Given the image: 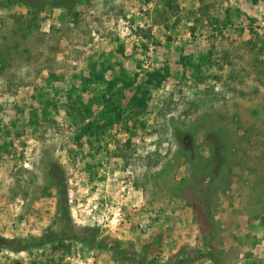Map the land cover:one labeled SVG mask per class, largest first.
Returning a JSON list of instances; mask_svg holds the SVG:
<instances>
[{"label": "rangeland", "instance_id": "obj_1", "mask_svg": "<svg viewBox=\"0 0 264 264\" xmlns=\"http://www.w3.org/2000/svg\"><path fill=\"white\" fill-rule=\"evenodd\" d=\"M43 233L0 264H264V0H0V236Z\"/></svg>", "mask_w": 264, "mask_h": 264}, {"label": "trees", "instance_id": "obj_2", "mask_svg": "<svg viewBox=\"0 0 264 264\" xmlns=\"http://www.w3.org/2000/svg\"><path fill=\"white\" fill-rule=\"evenodd\" d=\"M77 1L78 0H7V2H10V3H21V4H23L29 10V12H31L33 15H37L46 6L58 7V8L64 9V10H70L76 4ZM165 74L166 73L160 72V71L148 73L147 74V81L152 82V84L154 86H156L165 78ZM99 77L102 78V75H100ZM95 80H97V79L95 78ZM111 81H108V87L109 88H112ZM146 86L148 87V85H146ZM147 87H142V89H141L142 94L137 95V96H140L138 98H144L145 94L147 93L146 92ZM107 101L109 103H111L112 99L109 97V98H107ZM113 104L114 103H112V106H113ZM137 104L139 105L138 99H137ZM111 108L112 107H110L108 104H105L103 106V108L100 110L98 116L101 119H108V116L110 115L109 113L112 110ZM55 186L57 188V198H58L57 199V209H59L58 217H57L58 220H56V223L58 225L57 231H58L59 237L61 239H64V238H67L68 236H70V235L65 234V232L69 226H68V223L66 221H64L65 219L61 214V213H63V215H64L65 212L63 210L64 209L63 204H60V188H59L60 184H59V186H58V184ZM58 192H59V194H58ZM45 235L46 234L43 233L42 237H40L39 240H33V241H29V242L22 241V240L19 241V240L7 239V238L0 236V247H6V248H8L10 250H14V251L23 250L30 245H37V244H40L44 240H48V238H46ZM56 235H57V233H56ZM95 243L98 246L103 245V243H101V242H95ZM112 249L113 250L115 249L114 246L112 247ZM115 253L117 255H118V253L122 254V252H120V250H118V249L115 251ZM210 258L212 260H215L214 257H212V256H210ZM148 264H151V263H148ZM172 264H178V262H175Z\"/></svg>", "mask_w": 264, "mask_h": 264}]
</instances>
